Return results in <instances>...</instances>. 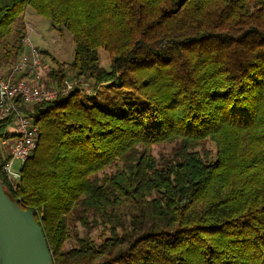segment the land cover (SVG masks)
I'll use <instances>...</instances> for the list:
<instances>
[{"label":"trees","instance_id":"trees-1","mask_svg":"<svg viewBox=\"0 0 264 264\" xmlns=\"http://www.w3.org/2000/svg\"><path fill=\"white\" fill-rule=\"evenodd\" d=\"M27 6L74 44L46 85L76 83L21 104L37 146L0 180L53 264H264V0H0V45ZM107 82L141 105L98 104Z\"/></svg>","mask_w":264,"mask_h":264},{"label":"built area","instance_id":"built-area-1","mask_svg":"<svg viewBox=\"0 0 264 264\" xmlns=\"http://www.w3.org/2000/svg\"><path fill=\"white\" fill-rule=\"evenodd\" d=\"M22 41L27 52L22 51L14 64L0 70V119L11 120L10 130L14 134L1 141L7 148L1 171L13 189L19 181L22 164L36 148L39 137L38 125L21 109V104L30 105L65 96L76 83L67 78L60 86H47L44 79L51 65L28 37H23ZM15 161L21 165L14 167Z\"/></svg>","mask_w":264,"mask_h":264},{"label":"rangeland","instance_id":"rangeland-1","mask_svg":"<svg viewBox=\"0 0 264 264\" xmlns=\"http://www.w3.org/2000/svg\"><path fill=\"white\" fill-rule=\"evenodd\" d=\"M22 22L24 25L22 29L23 37H28L32 44L41 51L44 55L45 61L48 62L52 68L55 66H53L51 57L65 63H70L73 60L74 44L71 34L64 28L55 29L51 25V21L48 18L36 13L30 6H27L23 12L22 18L15 21L13 32L3 41V44L0 45V64H14L18 59L20 52H27V47L24 46L22 43L23 41L21 40L20 43L24 47L23 50L19 51V53L17 55L15 54V56L12 54L15 52L11 47L16 38L20 37L19 31ZM100 63L105 66L109 64L108 56L104 50H100ZM0 70L4 69L0 67ZM72 73L73 71L70 70L69 79H72ZM48 80L49 77L47 74V76H45L44 83L46 84ZM95 96V101L98 104L101 105V102H105L107 107H112L111 110L118 112L123 111L125 109L124 106L127 103L133 102L135 106L141 105V97L137 93L120 88L114 82H107L100 85ZM82 100L87 101L83 95ZM29 106L31 105H27L25 107L28 109L30 108ZM6 152V146L0 142V153L4 156ZM20 165L19 161L14 162V167H19Z\"/></svg>","mask_w":264,"mask_h":264},{"label":"water","instance_id":"water-1","mask_svg":"<svg viewBox=\"0 0 264 264\" xmlns=\"http://www.w3.org/2000/svg\"><path fill=\"white\" fill-rule=\"evenodd\" d=\"M0 180V264H53L41 226L22 209Z\"/></svg>","mask_w":264,"mask_h":264}]
</instances>
